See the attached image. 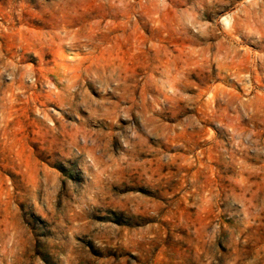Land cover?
Listing matches in <instances>:
<instances>
[{"label":"rangeland","instance_id":"obj_1","mask_svg":"<svg viewBox=\"0 0 264 264\" xmlns=\"http://www.w3.org/2000/svg\"><path fill=\"white\" fill-rule=\"evenodd\" d=\"M0 264H264V0H0Z\"/></svg>","mask_w":264,"mask_h":264}]
</instances>
